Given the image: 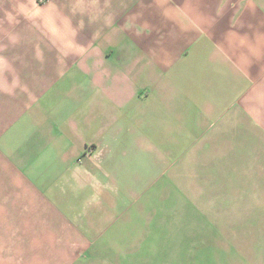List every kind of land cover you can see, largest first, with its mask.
I'll return each instance as SVG.
<instances>
[{
    "label": "crops",
    "instance_id": "obj_1",
    "mask_svg": "<svg viewBox=\"0 0 264 264\" xmlns=\"http://www.w3.org/2000/svg\"><path fill=\"white\" fill-rule=\"evenodd\" d=\"M0 264H264V0H0Z\"/></svg>",
    "mask_w": 264,
    "mask_h": 264
},
{
    "label": "rangeland",
    "instance_id": "obj_2",
    "mask_svg": "<svg viewBox=\"0 0 264 264\" xmlns=\"http://www.w3.org/2000/svg\"><path fill=\"white\" fill-rule=\"evenodd\" d=\"M184 171V174H183ZM178 175V180L175 182V185H172L170 189L172 192L190 194L194 197L196 207H199L201 215H196V210L192 213L190 210L185 211L184 200H181V206L177 205L176 210H170L167 213V240H201L207 241L211 238L212 233L210 232L211 219L208 207L212 204L213 200L210 198L208 190H206L202 184L196 183V150L189 151L185 153H180V151L170 150L169 151V178L171 176ZM201 187V188H200ZM200 188V189H199ZM190 197V198H191ZM180 203V201H179ZM182 205H184L182 207ZM189 206H186L188 209ZM205 208V209H202ZM221 218L224 221L231 225H246V223H256L258 217L256 216H226V217H217ZM220 220V219H219ZM224 232L220 233V236H223ZM193 251V253H191ZM188 253L182 254V251L176 249H170L166 252V259L170 262H178L182 258H188L190 262L193 257H196V249L191 250ZM177 260V261H176ZM182 263V262H181ZM187 263V262H186Z\"/></svg>",
    "mask_w": 264,
    "mask_h": 264
}]
</instances>
